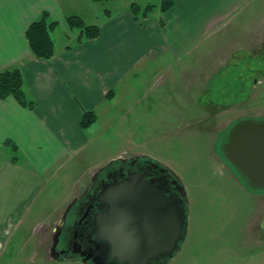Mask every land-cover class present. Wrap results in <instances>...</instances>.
<instances>
[{
    "label": "rangeland",
    "instance_id": "rangeland-1",
    "mask_svg": "<svg viewBox=\"0 0 264 264\" xmlns=\"http://www.w3.org/2000/svg\"><path fill=\"white\" fill-rule=\"evenodd\" d=\"M59 1L88 25L117 6ZM137 2L144 8L159 0ZM119 88L99 111L87 147L46 174L21 254L27 257L32 246L39 264L62 259L53 252L55 231L69 206L86 198L98 173L140 158L163 166L187 193L185 240L167 264H264V190L251 189L223 154L237 123L264 120V0L237 13L191 55L150 65Z\"/></svg>",
    "mask_w": 264,
    "mask_h": 264
},
{
    "label": "crops",
    "instance_id": "crops-1",
    "mask_svg": "<svg viewBox=\"0 0 264 264\" xmlns=\"http://www.w3.org/2000/svg\"><path fill=\"white\" fill-rule=\"evenodd\" d=\"M170 1L167 12L156 8L139 20L131 10L133 0H125L122 9L120 0L114 1L115 11L98 18L99 37L76 44L79 33L70 28L59 0H0V72L20 67L26 96L36 103L29 109L14 97L0 100V264H39L32 246L27 257L20 250L35 226L28 222L29 213L44 191L48 171L63 156L87 147L99 122L83 127L86 113L97 116L124 82L150 65L191 55L260 0ZM43 12L58 23L50 61L35 58L26 38ZM77 262L62 258L51 264Z\"/></svg>",
    "mask_w": 264,
    "mask_h": 264
},
{
    "label": "water",
    "instance_id": "water-1",
    "mask_svg": "<svg viewBox=\"0 0 264 264\" xmlns=\"http://www.w3.org/2000/svg\"><path fill=\"white\" fill-rule=\"evenodd\" d=\"M223 154L251 189L264 190V120L237 123L223 145ZM175 184L177 198L164 196L143 174L103 187L97 200L104 211L94 225L97 240L106 244L112 260L150 264L174 258L188 225L187 193L178 181ZM55 239L53 252L58 245Z\"/></svg>",
    "mask_w": 264,
    "mask_h": 264
},
{
    "label": "flooded vegetation",
    "instance_id": "flooded-vegetation-1",
    "mask_svg": "<svg viewBox=\"0 0 264 264\" xmlns=\"http://www.w3.org/2000/svg\"><path fill=\"white\" fill-rule=\"evenodd\" d=\"M143 174L150 185L163 191L164 196L179 197L175 184L180 181L168 172L163 166L150 160L134 158L131 160L122 159L119 163L97 174L92 182L86 198L77 204L69 206L61 227L56 228L55 238L58 245L54 250L57 258H67L71 261H79L82 264H118L112 260L110 250L105 243L97 240V228L94 225L95 218L101 214V203L97 198L103 187L115 181L126 180L130 175ZM186 209V203L184 205ZM74 208V209H73ZM74 211H71V210ZM70 210V211H69ZM56 240V239H55ZM167 260H159L150 264H165Z\"/></svg>",
    "mask_w": 264,
    "mask_h": 264
},
{
    "label": "trees",
    "instance_id": "trees-1",
    "mask_svg": "<svg viewBox=\"0 0 264 264\" xmlns=\"http://www.w3.org/2000/svg\"><path fill=\"white\" fill-rule=\"evenodd\" d=\"M95 3H107L117 0H91ZM173 6V2L166 0L161 6L148 4L144 8L141 7L137 0H133L131 10L134 18L139 20L147 17L156 8H159L163 13L167 12ZM106 10V16H109L110 10ZM67 22L72 30H78L79 35L74 43L80 44L84 40H93L99 37L101 28L98 23L88 25L79 15H68ZM58 23L50 19L48 12H43L41 17L34 21L26 31V38L29 43L32 54L35 58L50 61L55 53L56 47L53 40V32L56 30ZM67 36V35H65ZM67 38V37H66ZM72 45V44H71ZM72 47V46H71ZM70 46L67 48L70 49ZM24 77L20 67L13 69H5L0 72V100H6L9 97H14L18 103L29 109H34L36 103L26 96L24 90ZM97 120L94 112H87L82 122L83 127H89Z\"/></svg>",
    "mask_w": 264,
    "mask_h": 264
}]
</instances>
